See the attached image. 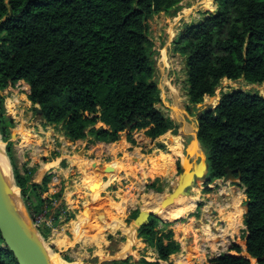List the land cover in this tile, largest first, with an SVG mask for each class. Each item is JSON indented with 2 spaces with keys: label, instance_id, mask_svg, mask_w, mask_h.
Returning a JSON list of instances; mask_svg holds the SVG:
<instances>
[{
  "label": "trees",
  "instance_id": "obj_1",
  "mask_svg": "<svg viewBox=\"0 0 264 264\" xmlns=\"http://www.w3.org/2000/svg\"><path fill=\"white\" fill-rule=\"evenodd\" d=\"M215 1L214 10L184 24L175 49L185 58L187 109L197 118L196 136L210 180L224 177L226 169L234 170L245 188L246 214L244 245L232 243L227 252L203 264H264V91L232 89L222 92L215 105L197 107L214 95L223 78L264 83V0ZM178 2L0 0V136L30 214L41 210V193L51 174L36 184L31 182L33 169L25 168L23 173L17 169L10 140L14 121L6 112L1 91L25 81L28 99L41 109L38 117L59 126L71 141L89 137L91 143H110L125 135L133 142V130L145 129L151 139L175 131L177 124L156 107L159 88L152 80L148 19L160 12L174 14ZM176 141L174 136L173 147ZM176 169L179 173L178 162ZM173 170V165L168 167L166 175L170 177ZM63 208L62 203L53 208L55 225ZM137 215L134 210L127 218ZM167 223L150 213L137 227V237L154 249L156 260L128 256L99 264L168 260L180 244L172 229H165ZM37 229L43 237L50 231ZM0 264H19L1 234Z\"/></svg>",
  "mask_w": 264,
  "mask_h": 264
},
{
  "label": "rangeland",
  "instance_id": "obj_2",
  "mask_svg": "<svg viewBox=\"0 0 264 264\" xmlns=\"http://www.w3.org/2000/svg\"><path fill=\"white\" fill-rule=\"evenodd\" d=\"M210 3H213V0H179L178 9L174 14L160 12L148 19V38L152 43L154 62L152 80L157 83L159 88V99L156 102V107L177 124L175 131L168 130L161 136L151 139L145 135V129L133 130L131 132L133 142H129L127 147H122L120 142L116 143L108 148L112 157L108 155L98 161L92 153L87 151V147L91 143L89 137L66 143L67 138L63 135L60 127L53 125L57 144L63 143L64 147L68 149L66 151V154H69L66 157L67 162L64 159L61 165L71 168L65 179L66 184L63 181L61 189L63 192L65 186L69 192L68 203L70 208L66 212V218L69 220L58 222L47 236H39L44 252L56 253L70 264H82L84 262L99 264L104 260L123 259L128 256L135 260L141 257L147 260L154 259L153 250L142 243L141 238L137 237L136 239L134 237L132 240V234L129 233L132 232L133 227L136 230L137 227L134 223L135 219H128L127 217L134 210H137L138 216L143 215L144 203L151 201L149 197L153 193L155 195L166 193L173 188V183L180 177L183 170V158L190 159L193 163L195 161L200 163L204 158V153L202 156V153H198L193 158L189 156L188 147L194 140L197 130L192 128V131L188 130L185 133L182 131L186 122H196V115L189 113L187 109L185 58L176 51L174 41L184 24L196 22L204 12L212 11L213 8ZM263 84H248L243 79L228 80L223 78L216 87L214 95L205 98L202 104L197 107L203 109L215 105L222 92L232 89L263 93L264 86H258ZM28 92L29 85L23 80L8 85L1 91L6 112L14 121L11 135L13 133L16 136L20 132L25 136V127H34L39 121L36 112L37 104H33L28 99ZM173 109H178L179 112L175 117L172 113ZM15 136L12 138L13 140H15ZM174 136H178L176 143L179 145L176 146L178 155L175 156L170 150L171 148L174 150L171 144ZM25 137L29 138V136ZM122 140L124 143V135ZM2 142L5 149L6 142L3 140ZM80 157L84 159L83 162L79 161ZM141 160L142 163H140ZM176 162L180 165L179 174L176 169ZM105 164L110 166V170L104 172L102 168ZM168 164L173 165L174 168L170 177L165 175ZM98 167L101 173L98 171ZM11 174L13 178L12 168ZM222 178L209 180L206 183L201 182L200 186L195 183L187 189L186 195L199 196L196 198L195 211L191 216L170 222L157 214L162 222H168L165 229H172L174 239L182 244V249L180 246L178 253L170 256L175 263L203 264L209 258L227 252L232 243L244 245V224L237 234L226 239L225 246L219 244L216 250L211 249V244L215 243V238L209 240L202 230L208 224L212 228V232L216 234V239L220 238L217 236V226L213 224L218 222L222 227L225 226L220 221L226 213L224 211L230 210L226 204L232 203L226 193L221 194L220 189L222 187L243 193L244 199L241 202V206L245 209L243 219L246 214L244 186L235 176L225 183L222 182ZM19 195L21 197L20 189ZM128 197L134 199L135 202L131 205L128 204L127 208L125 207L121 211L119 209L120 203ZM23 206L26 210L24 202ZM171 208L172 210H169ZM180 209L182 206L165 207L163 213H175ZM221 210L222 212H219ZM79 216L85 218L82 227L91 240L77 239L72 222L77 220ZM109 221H111L109 223L110 228H104V224ZM193 231L194 233H192ZM62 237L67 239L68 245H63L59 241ZM206 240L210 241V244ZM176 258H180V261H177Z\"/></svg>",
  "mask_w": 264,
  "mask_h": 264
},
{
  "label": "crops",
  "instance_id": "obj_3",
  "mask_svg": "<svg viewBox=\"0 0 264 264\" xmlns=\"http://www.w3.org/2000/svg\"><path fill=\"white\" fill-rule=\"evenodd\" d=\"M215 8H216V5L213 6L212 10H214ZM38 120L39 121L36 124V126L25 127V129H26L25 136H29V138H26L23 134L18 132V129H17L18 133L16 136L13 133L11 135L10 139L13 142L12 152H13V155H14L16 161H17V169L20 171V173H23L25 168L33 169L31 182L36 183V184H40L45 175L55 173V175L58 176V179L60 181V183H59V187H60L63 181L66 184L65 179L67 178V175H68L70 168H71L70 166L62 167V165H61V163L64 162V159L65 160L67 159L66 155L69 156V154H66V151L68 149L66 147H64L63 143H61L60 145L57 144L58 142L56 140V134L53 130V124H47V123H45V121L43 119H40V118ZM192 128L194 130H197V118H196L195 123L190 122V121L186 122L182 131L185 133L186 131H188ZM14 136L16 137L15 140L12 139ZM195 139H196V141L198 140L196 135L194 136V140ZM69 141H71V140H69L67 138L66 143H68ZM122 141L123 140L121 138L119 141L110 142V143H105V142L89 143V145L87 147V151L92 153L95 156L96 160L100 161L103 157H106L108 155L110 157H112V153L108 150V148L114 146L116 143L120 142L122 147H127V145H129L128 144L129 141L126 139L125 135H124V141L125 142L123 143ZM197 142H199V141H197ZM198 144H199L200 153H202V155H203L204 151H203L200 143H198ZM178 146L179 145H177V147ZM173 148H174V150H172V148L170 149L171 152L173 154L176 153L178 155V153H177L178 150H176V147H173ZM188 149H189V147H188ZM79 161L82 162L83 158L81 157L79 159ZM66 162H67V160H66ZM203 162L205 164H207L206 158H205V153H204ZM140 163H142V160ZM194 163H195V165H197L199 162L195 161ZM170 165L171 164H168L167 167H170ZM102 170L104 172L106 170H110V166L108 164H105L104 167L102 168ZM98 171L100 172L99 167H98ZM178 179L179 178H177L175 180V182L173 183L174 184L173 188H171V190L169 192H166V193L170 194L172 191H174V189L177 188V186H178L177 180ZM101 184H103V182H101ZM196 184H198V182ZM68 193L69 192H67L66 187L64 186V191L62 192L61 197L59 198V202H58L59 204L62 203L64 205V208H66V207L70 208V204L68 203V197H69ZM165 199H166V197H165ZM199 200H201V198H199ZM195 203H196V200H195ZM169 207H170V204H169ZM169 210H172V208ZM194 211H195V206L191 212L186 213L183 217L191 216ZM151 212H153V211H151ZM84 220H85V218L83 216H79L78 219L75 220L77 224H75L74 223L75 221H73L72 222L73 230L76 234L77 239H81V240L83 239V241L84 240H91L90 237H88L85 234V229H83V227H82ZM112 220H114V219H112ZM111 221H109L108 223H105L104 228H110L109 223ZM176 221H178V220H176ZM136 232H137L136 228L134 229V227H133L131 234H132V236L133 235L134 236L132 237V240L134 237L137 239V233ZM173 238H175L174 233H173ZM59 241L62 242L63 245L69 244L67 239H65L64 237H62ZM142 243H143V241H142ZM181 245L182 244L180 242V246ZM181 249H182V246H181ZM152 250H153V253L155 255L154 259H152V260H156L157 254L154 251V249H152ZM177 253H174L172 255H175ZM172 255H170V256H172ZM159 263L160 264H171V263L172 264H179V263H175L170 257L168 260H159Z\"/></svg>",
  "mask_w": 264,
  "mask_h": 264
},
{
  "label": "bare ground",
  "instance_id": "obj_4",
  "mask_svg": "<svg viewBox=\"0 0 264 264\" xmlns=\"http://www.w3.org/2000/svg\"><path fill=\"white\" fill-rule=\"evenodd\" d=\"M173 98L175 99V97H173ZM175 102L176 101H174V103ZM172 113H173L174 117L177 116V114L179 113L178 109H175ZM171 117H172V115H171ZM197 141L195 139V140L191 141V143L189 145L188 150H189V156H191V158L196 156V154L200 153L199 144H198L199 142H197ZM66 156H68V155H66ZM201 156H202V154H201ZM205 165L206 164L203 162V160L199 164L195 165V163H193V161H191L190 159L187 160V159L183 158V172H184V177H185L184 179L186 180V182H188L192 179V173H190V171L201 173L200 171H204ZM0 174H1V177H2L3 181L5 182V184H7L9 186L8 191H9L10 201H11L16 213H18L21 218H24L23 206H22V202H21L20 196H19V187L16 186L13 182L12 175H11V167H10L8 158L5 154L4 145H3V142L1 139H0ZM197 182H198V185L200 186L201 180H198ZM220 192H221V194L226 193L227 196H229L232 203L226 204V207H230V210L228 212L224 211L226 213L221 218L222 221H220V222H223L224 223L223 225H225V226L222 227L218 222L213 224L214 226H217V230H218L217 236L220 237L218 240L216 239V234H214L212 232V228L208 224H206L205 227L202 229L204 231V234L209 238V240L210 239L213 240V238H215V243L211 244L212 250H216L217 245H219V244L224 245L226 239L228 237H233L235 234H237L238 230L243 226V214L245 211V209L241 206V202L244 199L243 193H240L236 190L225 189L224 187H222L220 189ZM165 197H166V199H165ZM198 197H199L198 195H196L195 197H191L189 195L182 194V193H178L177 195H175V197H174V195L172 196L171 194H168V193H160V194H156V195L153 193V195H151V197H149V198H151V201L144 203L145 209L142 212V214L146 215L147 212L153 211V212H156V214L160 215L161 217H164L166 220H168L170 222H174L176 220H179L186 213H189L194 209L195 200ZM134 202H135V200L132 199L131 197H128V199H123L122 202L120 203L119 209L122 211L128 204L131 205ZM169 204H170V207L182 206V209H180V211H176L175 213H169V214L165 213L164 214L163 210L165 209V207H169ZM219 212H222V210ZM211 222H213V221H211ZM74 223L77 224L76 221ZM192 233H194V231ZM129 234L131 235V232ZM207 237H205V238H207ZM207 242L209 243L210 241H207ZM123 249H124V247H123ZM200 249H201V247H200ZM42 255L46 261H48L52 264H70L66 260L62 259L56 253L45 252ZM183 258L185 259V257H183ZM179 259H177V261H180ZM182 261L184 262L185 260H182Z\"/></svg>",
  "mask_w": 264,
  "mask_h": 264
},
{
  "label": "water",
  "instance_id": "obj_5",
  "mask_svg": "<svg viewBox=\"0 0 264 264\" xmlns=\"http://www.w3.org/2000/svg\"><path fill=\"white\" fill-rule=\"evenodd\" d=\"M213 4L216 5L215 0H213ZM36 112L38 114H41V109L38 104L36 106ZM5 154L9 161V157L6 153V150H5ZM200 172L201 173L190 171V173H192V179L186 182V180L184 179L185 178L184 172L182 170L180 177L177 180L178 186L170 194L172 196L173 195L175 196L178 193L185 194L187 189L191 187V185L197 183L198 180H201L202 183L208 182L210 180V176L208 173V164L205 165L204 171H200ZM230 178L232 179L234 178V170L226 169V174L222 178V182L225 183ZM238 180L240 181L239 177ZM8 190H9V186L5 184L0 174V234L6 247L13 253L15 259L19 264H52L43 258L42 254L45 253L46 251L44 252L42 241L39 238L41 234L38 231L37 227L34 225L32 216L28 211V209L26 208V210H24V206H23L24 201L22 197H20V200L23 206L24 218H21L19 214L16 213L10 201ZM150 213L156 214L154 212L149 211L146 215L137 216L134 220L135 226L138 227L140 224L145 223L147 216ZM244 255H247V253H245ZM179 264H183V263H179Z\"/></svg>",
  "mask_w": 264,
  "mask_h": 264
},
{
  "label": "built area",
  "instance_id": "obj_6",
  "mask_svg": "<svg viewBox=\"0 0 264 264\" xmlns=\"http://www.w3.org/2000/svg\"><path fill=\"white\" fill-rule=\"evenodd\" d=\"M59 179L55 173L51 174L50 181L48 182L47 189L41 193V198L44 199L43 206L39 212L31 214L34 225L36 227H47L50 230L55 226V215L53 208L59 205V198L55 195L59 190ZM68 208H63L58 215V222H64L67 218L66 212Z\"/></svg>",
  "mask_w": 264,
  "mask_h": 264
}]
</instances>
